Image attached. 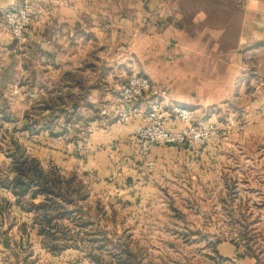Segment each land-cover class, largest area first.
<instances>
[{
  "label": "rangeland",
  "instance_id": "1",
  "mask_svg": "<svg viewBox=\"0 0 264 264\" xmlns=\"http://www.w3.org/2000/svg\"><path fill=\"white\" fill-rule=\"evenodd\" d=\"M133 74L145 75L127 70L119 84ZM6 89L0 84V94ZM15 94L0 95V163L11 162L7 150L15 142L40 158L59 177L66 215L55 220L61 229L52 239L60 248L53 251L37 235L41 218L0 188V264H217L210 253L220 241L264 264V114L243 115L237 104L218 114V132L207 144L178 146L176 181L157 164L160 151L126 131L116 109L66 114L63 105L72 101L38 98L31 111V100ZM41 201L39 195L34 202ZM2 210L14 222L8 233Z\"/></svg>",
  "mask_w": 264,
  "mask_h": 264
},
{
  "label": "crops",
  "instance_id": "2",
  "mask_svg": "<svg viewBox=\"0 0 264 264\" xmlns=\"http://www.w3.org/2000/svg\"><path fill=\"white\" fill-rule=\"evenodd\" d=\"M11 6L33 12L21 40L3 23ZM138 68L155 89H168L166 106L190 108L196 124L213 122L237 105L243 115H263L264 0H0V84L8 87L2 98L17 87L16 98L30 99L31 111L38 98L72 101H64L66 114L117 111L119 83L127 70ZM155 97L151 93L142 103ZM81 124L83 130L86 122ZM150 150L160 151L157 164L177 181L178 146ZM210 258L217 264H257L232 241L218 242Z\"/></svg>",
  "mask_w": 264,
  "mask_h": 264
},
{
  "label": "built area",
  "instance_id": "3",
  "mask_svg": "<svg viewBox=\"0 0 264 264\" xmlns=\"http://www.w3.org/2000/svg\"><path fill=\"white\" fill-rule=\"evenodd\" d=\"M33 20V12L28 6H11L4 11L3 23L13 39L21 40ZM18 92L17 87L14 90ZM154 93L155 99L144 105L142 100ZM166 90L155 89L146 75L133 74L122 82L114 94L119 121L127 126L137 120L133 133L146 148L152 146H203L218 132L213 122L196 124L190 108L166 106L162 99ZM180 122L178 127L173 122Z\"/></svg>",
  "mask_w": 264,
  "mask_h": 264
},
{
  "label": "trees",
  "instance_id": "4",
  "mask_svg": "<svg viewBox=\"0 0 264 264\" xmlns=\"http://www.w3.org/2000/svg\"><path fill=\"white\" fill-rule=\"evenodd\" d=\"M2 149L0 146V150ZM7 153L11 162L2 161L0 163V188L10 191L16 197L15 204L19 208L26 212H35L41 218L40 220L35 219L34 225L37 227V235L42 239L43 245L45 247L53 245V251L59 249V244L52 239L61 229V225L55 220L66 215L62 204L65 194L61 191L59 177L55 178L49 174L40 162L29 157L17 142L9 147ZM39 195L43 196V201L35 203ZM26 196H30L34 201H25ZM2 214L8 223L3 233H8L13 228L14 222L9 213L4 214L2 210Z\"/></svg>",
  "mask_w": 264,
  "mask_h": 264
},
{
  "label": "water",
  "instance_id": "5",
  "mask_svg": "<svg viewBox=\"0 0 264 264\" xmlns=\"http://www.w3.org/2000/svg\"><path fill=\"white\" fill-rule=\"evenodd\" d=\"M3 246L5 247V248H10V244H9V242H8V238H7V236H4L3 237Z\"/></svg>",
  "mask_w": 264,
  "mask_h": 264
}]
</instances>
